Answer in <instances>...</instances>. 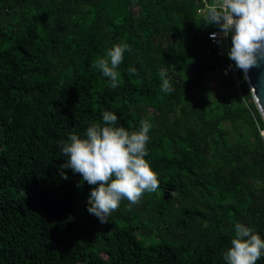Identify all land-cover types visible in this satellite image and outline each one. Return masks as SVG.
Wrapping results in <instances>:
<instances>
[{
	"label": "trees",
	"instance_id": "obj_1",
	"mask_svg": "<svg viewBox=\"0 0 264 264\" xmlns=\"http://www.w3.org/2000/svg\"><path fill=\"white\" fill-rule=\"evenodd\" d=\"M200 5L0 0V264H264V122Z\"/></svg>",
	"mask_w": 264,
	"mask_h": 264
},
{
	"label": "water",
	"instance_id": "obj_2",
	"mask_svg": "<svg viewBox=\"0 0 264 264\" xmlns=\"http://www.w3.org/2000/svg\"><path fill=\"white\" fill-rule=\"evenodd\" d=\"M233 20L238 64L264 122V0H233Z\"/></svg>",
	"mask_w": 264,
	"mask_h": 264
},
{
	"label": "built area",
	"instance_id": "obj_3",
	"mask_svg": "<svg viewBox=\"0 0 264 264\" xmlns=\"http://www.w3.org/2000/svg\"><path fill=\"white\" fill-rule=\"evenodd\" d=\"M200 7L197 14L204 15L207 11H220V20L222 23L221 32L213 31L208 33V39L211 44L217 48L219 56H230L229 40L233 38L234 20H233V0H200ZM264 135V132H262Z\"/></svg>",
	"mask_w": 264,
	"mask_h": 264
},
{
	"label": "rangeland",
	"instance_id": "obj_4",
	"mask_svg": "<svg viewBox=\"0 0 264 264\" xmlns=\"http://www.w3.org/2000/svg\"><path fill=\"white\" fill-rule=\"evenodd\" d=\"M209 94H210V99H218L222 95V88L217 82V77L213 76L209 82Z\"/></svg>",
	"mask_w": 264,
	"mask_h": 264
}]
</instances>
